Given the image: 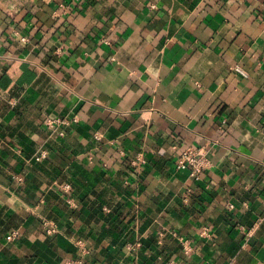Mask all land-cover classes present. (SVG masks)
I'll use <instances>...</instances> for the list:
<instances>
[{"label": "crops", "instance_id": "obj_1", "mask_svg": "<svg viewBox=\"0 0 264 264\" xmlns=\"http://www.w3.org/2000/svg\"><path fill=\"white\" fill-rule=\"evenodd\" d=\"M79 240L82 264H264V0H0V264Z\"/></svg>", "mask_w": 264, "mask_h": 264}, {"label": "built area", "instance_id": "obj_2", "mask_svg": "<svg viewBox=\"0 0 264 264\" xmlns=\"http://www.w3.org/2000/svg\"><path fill=\"white\" fill-rule=\"evenodd\" d=\"M152 7H155L154 4L151 5ZM235 69L237 72L241 73L243 76H246V72L240 68L239 66H235ZM57 122H63L61 120H46L45 124L47 126H52L53 123ZM224 122V121H223ZM47 157V152L45 150H39L37 154L33 156V160L36 162H39ZM133 164L140 165L144 163V159L141 156H137L135 161H132ZM212 161L211 156L206 148L203 147H196L192 145H186L179 148V153L176 156L175 159V168L177 170H186L189 173V176L192 180L197 181L202 178V175L211 167ZM17 181H21V178H16ZM61 189L64 192H69L70 185L64 184ZM69 203L70 200H67ZM229 207L232 208L233 205L229 204ZM43 227L46 229L47 234H54L56 232V229L53 224L44 222ZM18 234L17 231L11 232L7 238L12 239L16 237ZM162 235V233L160 234ZM181 244L183 245L184 252L188 253L191 248L190 245H188L187 240H183L180 238ZM77 246L79 249V254L73 258L66 259L63 264H82L85 255L89 252V249L85 246V244L79 240L77 242ZM140 246L139 242H135L133 244H129L128 248L130 250H135ZM125 264H133L132 262H127ZM167 264H177L174 261H169Z\"/></svg>", "mask_w": 264, "mask_h": 264}, {"label": "clouds", "instance_id": "obj_3", "mask_svg": "<svg viewBox=\"0 0 264 264\" xmlns=\"http://www.w3.org/2000/svg\"><path fill=\"white\" fill-rule=\"evenodd\" d=\"M248 235H249V236H251V235H252V233L250 232V233H248Z\"/></svg>", "mask_w": 264, "mask_h": 264}]
</instances>
